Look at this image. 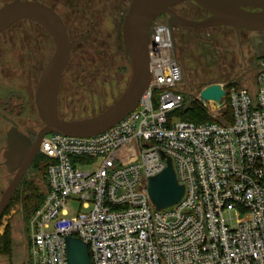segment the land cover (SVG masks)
Instances as JSON below:
<instances>
[{
  "label": "built area",
  "instance_id": "built-area-1",
  "mask_svg": "<svg viewBox=\"0 0 264 264\" xmlns=\"http://www.w3.org/2000/svg\"><path fill=\"white\" fill-rule=\"evenodd\" d=\"M174 50L157 18L136 107L97 135L43 137L48 191L30 217L29 264H68L67 237L88 245L91 264H264V58L254 94L222 84L223 106L207 103L231 120L196 124L170 120L184 104ZM167 157L185 193L158 211L147 182Z\"/></svg>",
  "mask_w": 264,
  "mask_h": 264
},
{
  "label": "rangeland",
  "instance_id": "rangeland-1",
  "mask_svg": "<svg viewBox=\"0 0 264 264\" xmlns=\"http://www.w3.org/2000/svg\"><path fill=\"white\" fill-rule=\"evenodd\" d=\"M7 1L10 0H0V6ZM40 1H46L57 8L75 37H80L82 34L80 22L85 16L84 7L94 6L99 32L103 35V44L99 48L91 46V41L89 46L81 40L75 44L70 62L71 70L63 78L59 115L66 119H79L103 111L125 91L131 77V67L125 54L122 36L120 35L118 44L115 42V37L108 40V35L116 29L117 20L122 29L123 18L131 0ZM88 18L89 23L93 22L91 15ZM43 31L41 27H36L30 21H21L8 30V34L17 35L13 42L16 45H8V48H33L37 42L33 36L36 34L43 37ZM216 31L217 39L214 41L186 36L175 38L174 54L183 73L177 90L184 96V105H189L192 100L198 99L200 91L212 83H221L226 87L231 85L245 87L252 92L257 88L259 63L264 58V32L236 31L228 28ZM18 34L27 36L20 37ZM101 42L99 41L100 44ZM43 43L44 41L41 40V44ZM108 46L111 47L110 52L114 51V53L113 58L107 60V55L105 54L104 57L103 53L107 52ZM50 49L51 53L45 51V55L42 54V60L50 57L53 51L52 45ZM86 49H90L89 53ZM94 53L99 55L97 58L100 61H104L99 64L102 66L99 71L92 67V65L96 68L99 66L96 64L97 58H94ZM7 55V63L0 60V73L4 70L9 72V75L2 78L0 74L2 91L15 89L20 78V68L15 61L16 54L8 52ZM86 64L88 67L85 66ZM85 74H88V77ZM4 82L7 84L4 85ZM12 102L19 104L20 100L12 99ZM208 114L218 121L225 119L224 116L216 115L213 109L208 108ZM174 119L179 120L177 117ZM4 132V125L0 119V144L5 142ZM6 172L5 168H0V177ZM9 181L0 180V189L5 188ZM47 191L48 182L44 164L39 170L32 166L0 220V264H29L30 217L37 203L40 200L44 201ZM36 194L42 196L38 199Z\"/></svg>",
  "mask_w": 264,
  "mask_h": 264
},
{
  "label": "water",
  "instance_id": "water-1",
  "mask_svg": "<svg viewBox=\"0 0 264 264\" xmlns=\"http://www.w3.org/2000/svg\"><path fill=\"white\" fill-rule=\"evenodd\" d=\"M186 1L195 2L207 10L210 16L203 21L179 16L173 7ZM164 14L168 15L171 27L174 24L198 28L229 26L236 30L264 32V0H131L122 22V43L131 67V77L125 91L111 106L97 114L79 119H66L59 115L58 98L73 43L64 20L55 9L40 0H10L0 6V34L19 21L32 20L40 23L55 43V51L41 73L35 92V102L43 126L0 198V219L31 160L38 154L45 135H97L121 121L136 107L151 80L148 54L151 26ZM174 45L176 46L175 37ZM199 95L204 106L211 101L221 108L226 90L221 83H212L205 86ZM17 138L28 141L22 134ZM147 191L158 211L181 201L185 186L179 182L170 157H167V167L148 179ZM65 243L68 264H91L86 243L76 237H67Z\"/></svg>",
  "mask_w": 264,
  "mask_h": 264
},
{
  "label": "flooded vegetation",
  "instance_id": "flooded-vegetation-1",
  "mask_svg": "<svg viewBox=\"0 0 264 264\" xmlns=\"http://www.w3.org/2000/svg\"><path fill=\"white\" fill-rule=\"evenodd\" d=\"M46 3V2H45ZM50 7L55 9L59 15L64 20V23L66 25L68 35L70 40L73 43V49L77 41H84L86 42V46H89V41L91 46L95 48H99V46L103 44V35L99 32L98 28V22L96 17L95 8L90 6L84 7V18L81 19V36L75 37L74 33L71 31V28L68 27V24L63 17V15L57 10V8L49 3ZM173 10L181 17L193 20V21H203L207 19L210 16V13L197 5L195 2L192 1H186L183 3H180L173 7ZM91 15L93 22L89 23L88 16ZM160 20L163 19V21L168 22V15L164 14L159 17ZM33 23L36 27L42 28L44 31L42 32L43 37L40 35H34L33 37L35 40H37L36 44H34L33 48H14L9 49L8 45L15 46L16 44L14 42V38L17 36L15 34H8V30L11 29V27L0 34V60L3 62L8 61L7 59V53L8 52H14L17 58L16 65L20 68V78L18 81V86H16L15 89H6L5 91H0V119L3 122L4 125V136H5V142L3 144H0V168L7 171L3 177H0V180H10L7 183V186L11 182V180L16 175L17 171L19 170L20 166L22 165V162L24 161L25 154L30 150L31 145L35 142L43 123H41V119L37 110L36 102H35V92L36 87L38 84V81L40 79L41 73L43 69L45 68L46 64L52 57L54 51H55V43L53 41L52 36L49 34V32L38 22L32 21V20H26ZM169 23V22H168ZM15 25H12V27ZM114 26V25H113ZM173 34L174 37H181L186 36L188 38L193 39H199V40H211L214 41L217 39L216 37V30L222 29V28H228V29H234L233 27L229 26H212V27H189L184 25H178L174 24L173 26ZM115 28V27H114ZM77 29L75 32L77 33ZM236 31H240L236 30ZM20 37H23L26 34H18ZM122 36V29H120V23H118V20L116 22V29L113 33L108 35V40L110 41V38L115 37V42L119 43V37ZM27 36V35H26ZM41 40L44 41L43 44H41ZM99 41H102L101 44ZM108 43V42H107ZM52 45L53 51L50 57L46 60H42V54L44 52L51 53L50 46ZM113 48V47H112ZM73 49L71 53V58L73 54ZM111 47H107V52L103 53V56L107 55V60L113 58L112 54L114 51L110 52ZM114 49V48H113ZM95 50V49H94ZM93 50V51H94ZM97 50V49H96ZM87 53H89L90 49H86ZM94 58H97L95 53L93 54ZM105 57V56H104ZM71 58L68 63V66L66 70L64 71L63 77H62V83L64 75L71 70ZM104 59V58H103ZM97 60L96 64H101L100 62H104L103 60L100 61L99 58L95 59ZM87 63H89L88 60H86ZM85 66L88 67L86 64ZM93 69L99 71L100 67L97 68L93 66ZM2 77L5 75H9V72L6 70L3 71V73H0ZM88 77V74H85ZM3 83V82H2ZM62 83L60 87L59 92V98H58V111L60 106V96L62 94ZM7 84L4 82V85ZM68 95L70 96V93L68 92ZM12 99L20 100L19 104H14L12 102ZM22 134L25 136L28 141L20 140L18 135ZM38 155V154H37ZM37 155L31 160L28 168L26 169L19 185L17 186L15 192L12 195V198L8 204L10 205L14 195L16 194L20 184L22 181L27 178L31 167L34 163V160L36 159ZM10 176V177H9ZM9 177V178H8ZM3 178V179H2ZM1 188L0 189V198L4 192V190L7 188ZM8 208V207H7ZM5 213V212H4ZM4 215V214H3ZM1 220V219H0Z\"/></svg>",
  "mask_w": 264,
  "mask_h": 264
},
{
  "label": "trees",
  "instance_id": "trees-1",
  "mask_svg": "<svg viewBox=\"0 0 264 264\" xmlns=\"http://www.w3.org/2000/svg\"><path fill=\"white\" fill-rule=\"evenodd\" d=\"M44 2H46V1H44ZM22 21H26V20H22ZM19 22H21V21H19ZM19 22H17V23H19ZM17 23H15L14 25H16ZM231 86L236 87L238 89L239 88H245V87H240V86H236V85H231ZM231 86H227L226 88L228 89ZM176 91L182 94V92L178 91L177 88H176ZM255 91L254 92L250 91V92L252 94H254ZM174 117H177L179 120L193 122L196 124L216 121L215 119H212L211 116L208 114V108L206 106H204L201 103V101H199L198 99L192 100V102L189 105L183 104L179 109L172 111L170 114V120H173ZM224 118L226 120H231V116H230V113L228 110L224 113ZM43 164L46 168V174H47L46 159L44 157H42L40 154H38L36 159L34 160V163L32 166H34L37 170H39ZM28 186L31 187L30 185H28ZM36 195H37L36 197L38 199L42 196V195H38V194H36ZM27 200L29 203V200H30L29 197ZM41 201L42 200H40V202L37 203L34 210H36L37 208H39L41 206V204L43 203V201L42 202Z\"/></svg>",
  "mask_w": 264,
  "mask_h": 264
}]
</instances>
